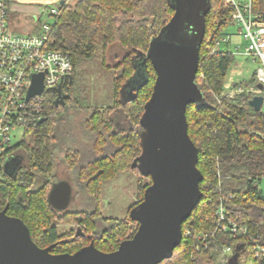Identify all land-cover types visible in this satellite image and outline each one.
Listing matches in <instances>:
<instances>
[{
	"label": "trees",
	"instance_id": "16d2710c",
	"mask_svg": "<svg viewBox=\"0 0 264 264\" xmlns=\"http://www.w3.org/2000/svg\"><path fill=\"white\" fill-rule=\"evenodd\" d=\"M211 2L196 76L209 105L187 106L189 134L198 147V167L203 173V196L183 222V239L173 255L158 264H234L230 262L233 255L219 259L220 251L228 245L234 253L239 252V264H264L254 249L257 244L264 245V193L259 186L264 177V105L255 110L249 103L255 94H264V89L256 93L247 90V83L254 79L258 89L255 70L243 91L235 95L225 92L235 55L217 45L228 25L235 22L234 7L227 0ZM250 2L264 20V0ZM57 7L50 45L67 52L72 60V82L63 84L69 97L65 104H56L57 91H47L46 118L25 127L21 140L0 154V210L9 204L7 212L25 221L39 246L54 243L52 252H74L91 240L98 248L112 251L133 236L138 222L130 216L102 214L103 183L120 171L136 168L131 164L141 152L140 117L156 79L151 61L141 63L142 55L174 11L168 0H74ZM117 49L122 51L120 55ZM100 53L103 65L115 69L111 102L81 104L75 92L81 87L84 65ZM110 54L115 59L113 66ZM128 81L136 96L124 100L122 92ZM11 153L23 156L21 166L12 174L4 169ZM61 163L73 187L65 210L54 208L48 200ZM146 186L138 185L139 201ZM79 199L86 204L91 200L92 207L80 206ZM220 203L233 219L244 222L246 233L216 230ZM64 217H74L77 235L60 234L55 220ZM98 220L104 224L99 226Z\"/></svg>",
	"mask_w": 264,
	"mask_h": 264
},
{
	"label": "water",
	"instance_id": "95a60500",
	"mask_svg": "<svg viewBox=\"0 0 264 264\" xmlns=\"http://www.w3.org/2000/svg\"><path fill=\"white\" fill-rule=\"evenodd\" d=\"M168 3L174 12L151 37L141 61L143 64L147 59L151 61L156 79L138 126L141 152L131 164L150 178L143 199L129 211L130 218L138 222L136 232L112 251L98 248L91 240L74 252L56 253L51 251L54 243L39 246L25 221L7 212V204L0 210V264H158L173 255L183 239V222L203 196L200 187L203 173L198 167V147L189 134L187 106L209 105L196 76L212 2L168 0ZM43 78V73L32 74L28 97L44 91ZM72 79L70 75L69 81ZM136 81L141 82L140 78ZM129 85L130 81L122 92L124 100L136 96ZM257 86L259 91L264 89L261 82ZM55 90L58 93L55 103L65 104L69 94L64 92L63 84ZM249 103L255 110L262 109L264 94H255ZM22 162L21 154H11L5 159L4 169L12 174ZM72 194L71 182L61 179L52 184L48 200L54 208L65 210ZM238 256L236 251L230 262L239 264Z\"/></svg>",
	"mask_w": 264,
	"mask_h": 264
},
{
	"label": "built area",
	"instance_id": "2783aa9c",
	"mask_svg": "<svg viewBox=\"0 0 264 264\" xmlns=\"http://www.w3.org/2000/svg\"><path fill=\"white\" fill-rule=\"evenodd\" d=\"M9 1L0 0V154L13 145L16 127L36 126L46 118V92L68 82L73 71L70 55L50 45L51 22H41L39 32H18L8 22ZM229 2L239 32L247 41L244 53L260 61L257 76L264 84V20L254 12L250 1ZM58 13L57 6L49 10L54 16ZM34 73H43L44 91L28 97ZM217 217L216 230L247 232L244 222L233 219L223 203L219 204ZM254 249L255 255L264 259V245L257 244ZM222 251L234 253L229 245Z\"/></svg>",
	"mask_w": 264,
	"mask_h": 264
},
{
	"label": "rangeland",
	"instance_id": "374dc122",
	"mask_svg": "<svg viewBox=\"0 0 264 264\" xmlns=\"http://www.w3.org/2000/svg\"><path fill=\"white\" fill-rule=\"evenodd\" d=\"M71 1L73 2L74 0ZM236 1L245 2L250 0ZM56 5H59V1H57ZM37 11H39L37 8L30 11L29 9L21 10L20 17H22L23 20L19 24L15 25L16 27L13 26L15 28L14 30L21 33L29 32V30L26 31L25 27L29 26L28 20H31L34 15L37 17L40 15L42 21H51L54 18V15L49 14L48 12L39 14L40 12ZM225 32L226 33L223 35V38L220 40L217 47L220 49L230 50L235 55L233 66L229 71L225 83V92H227L229 95H235L236 93H240L244 90V84H246L247 80L253 76V72L261 66V63L258 59H254L253 57L244 53L247 41L243 35L240 34L239 27L236 22L230 23L225 29ZM117 50L119 51L118 54L120 55L122 51H120V49ZM100 55H102V53L96 56L94 60L87 62L84 65V76L82 77L81 87L75 92L78 95L81 104L106 105L108 103L110 104L111 102V92L113 90L112 80L115 69H108L107 66L103 65V60ZM108 59L110 61V65L113 66L112 63L115 60L113 55L110 54ZM236 62L239 63L238 67L236 66ZM235 67L238 69L236 73L235 71H232ZM255 82L256 79H254V82H249V84L247 83V85H249L247 90L251 93L257 92V88L254 85ZM78 117L79 114L76 118L78 119ZM13 132L16 134L13 138L14 144L23 137L24 127H16ZM79 141L82 142L81 140ZM65 167L66 166L64 163L59 165L55 179L67 177L68 170ZM131 169L134 170L120 171L114 178L104 181L100 198V206L103 215L109 217L129 216L131 207L140 200L138 185H140V183L144 186L148 185L150 178L140 174L136 168ZM259 186L264 193V177L261 179ZM80 200L81 199H79L80 206H87L90 208L93 205L91 200H87V204L85 200ZM72 219H74V217H68V219L64 217L62 219L55 220L60 234L64 237H68V235L75 233L77 223L75 221L72 222ZM98 223L99 226L100 224H104L99 220ZM224 255L225 253L221 250L219 259H222Z\"/></svg>",
	"mask_w": 264,
	"mask_h": 264
},
{
	"label": "crops",
	"instance_id": "0c3cea01",
	"mask_svg": "<svg viewBox=\"0 0 264 264\" xmlns=\"http://www.w3.org/2000/svg\"><path fill=\"white\" fill-rule=\"evenodd\" d=\"M59 1V4L61 3L62 0H10V5H9V14H8V22L11 26V28L15 29L13 26L19 24L23 18L20 17V11L21 10H33V9H39L40 12L39 14H42L44 12H48L51 7L57 6L56 3ZM66 2H72L71 0H64ZM242 2V1H239ZM247 2V1H245ZM25 21V20H24ZM29 21V26H26L25 29L26 31L29 30V32L35 31V30H40L39 26L41 25V16H33L31 20ZM46 21V20H44ZM49 21V20H47ZM53 21V20H51ZM50 21V22H51ZM16 27V26H15ZM28 27V28H27ZM236 66H239V63L236 62ZM235 67L232 71L235 73L238 71ZM240 71V70H239ZM232 73V72H231Z\"/></svg>",
	"mask_w": 264,
	"mask_h": 264
},
{
	"label": "flooded vegetation",
	"instance_id": "af4514ba",
	"mask_svg": "<svg viewBox=\"0 0 264 264\" xmlns=\"http://www.w3.org/2000/svg\"><path fill=\"white\" fill-rule=\"evenodd\" d=\"M64 92H65V91H64ZM65 93H67V92H65ZM61 179H66V178H58V179L55 180V181H58V180H61ZM67 180H68V179H67ZM55 181H54V182H55ZM75 234L77 235V234H78V231H76Z\"/></svg>",
	"mask_w": 264,
	"mask_h": 264
}]
</instances>
